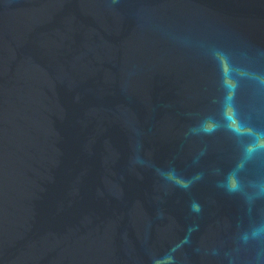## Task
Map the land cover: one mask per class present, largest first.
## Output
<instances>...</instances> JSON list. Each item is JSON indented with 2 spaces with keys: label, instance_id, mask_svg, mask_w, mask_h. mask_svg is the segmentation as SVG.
I'll return each instance as SVG.
<instances>
[{
  "label": "water",
  "instance_id": "1",
  "mask_svg": "<svg viewBox=\"0 0 264 264\" xmlns=\"http://www.w3.org/2000/svg\"><path fill=\"white\" fill-rule=\"evenodd\" d=\"M0 264H264V0H0Z\"/></svg>",
  "mask_w": 264,
  "mask_h": 264
}]
</instances>
